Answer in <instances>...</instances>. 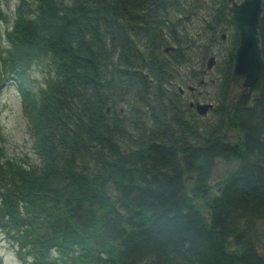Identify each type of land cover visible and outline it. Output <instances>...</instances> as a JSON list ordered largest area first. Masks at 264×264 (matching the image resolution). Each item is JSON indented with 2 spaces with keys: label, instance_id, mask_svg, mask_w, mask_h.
Wrapping results in <instances>:
<instances>
[{
  "label": "trees",
  "instance_id": "1",
  "mask_svg": "<svg viewBox=\"0 0 264 264\" xmlns=\"http://www.w3.org/2000/svg\"><path fill=\"white\" fill-rule=\"evenodd\" d=\"M204 1L18 0L0 60L39 161L0 144V230L23 264H264V96L229 108L237 41L215 123L196 125L176 87ZM258 32L264 57V3ZM46 56L35 94L24 80Z\"/></svg>",
  "mask_w": 264,
  "mask_h": 264
},
{
  "label": "rangeland",
  "instance_id": "2",
  "mask_svg": "<svg viewBox=\"0 0 264 264\" xmlns=\"http://www.w3.org/2000/svg\"><path fill=\"white\" fill-rule=\"evenodd\" d=\"M18 0H0V43L5 39V31L10 28L14 21V11ZM205 6L211 5L209 0H205ZM200 14L202 12L199 11ZM198 14V15H200ZM198 16H193L190 22L186 23L185 37L189 46L186 54L189 58L188 68L182 67L175 72L176 81L185 89V96L188 97V85L196 87V92L200 93L202 99L200 102H211L216 105V96L218 92V82L221 76L222 63L230 50L231 30H225V38L218 37L216 41L208 43L206 31H203L202 24ZM224 32V33H225ZM166 45L174 44L167 41ZM210 55H214L217 59L215 66L206 74V61ZM53 60L46 56L35 61L29 68L24 80L25 86L33 93L37 94L46 80L54 75ZM198 72L199 76L196 80L189 83L190 76ZM5 73L0 60V144L4 147L6 154L10 157L24 159L30 162H38L39 160L32 152V138L26 112L22 101V95L17 89L15 82L4 77ZM203 78V84H199V79ZM195 124L208 126L217 121V115L214 111H210L205 115L195 113ZM223 164L218 163L214 174V180H217L223 173ZM263 230L260 228L256 240L257 246L260 248L263 241ZM261 250V249H260ZM0 264H23V259L16 253V244L10 237L0 230Z\"/></svg>",
  "mask_w": 264,
  "mask_h": 264
},
{
  "label": "water",
  "instance_id": "3",
  "mask_svg": "<svg viewBox=\"0 0 264 264\" xmlns=\"http://www.w3.org/2000/svg\"><path fill=\"white\" fill-rule=\"evenodd\" d=\"M230 12L238 28V44L233 52V67L231 71L232 83L240 84V91L230 108H244L249 104L253 89L259 86L260 95H264V57L261 53L259 23L263 13L264 0H227ZM173 46L165 47V51L172 50ZM215 61L214 56L207 59L206 66L211 68ZM212 107L211 103H197L198 114H206ZM140 264H146L141 262Z\"/></svg>",
  "mask_w": 264,
  "mask_h": 264
},
{
  "label": "flooded vegetation",
  "instance_id": "4",
  "mask_svg": "<svg viewBox=\"0 0 264 264\" xmlns=\"http://www.w3.org/2000/svg\"><path fill=\"white\" fill-rule=\"evenodd\" d=\"M223 1H224L223 4H217V3H215V0H209V3H211V5H209V6L202 5L201 9L195 11L193 16H198L197 18H199L200 23L202 24V27L206 28L208 30L205 32V34L207 36V40L213 39L214 41H216V39L218 37L223 39L226 36L225 30H231V32H232L231 41H230V49H231V47H233V44L235 41H237V44H238V28H237V25H236L235 20L233 18V14H232V12H230V5L231 4L227 0H223ZM235 1L240 2L241 0H235ZM201 10H202V12L200 14L199 11H201ZM170 14H171L170 18L175 20L176 16H175L174 12H170ZM198 14H200V15H198ZM192 18L193 17H191V19ZM190 21L191 20H189V22ZM209 30H212V32H210ZM213 30H217V31L214 33ZM166 43L167 42H164V45H163L162 55L164 57H167L168 56L167 54L169 52V51H167V52L165 51V47L168 46V45H166ZM169 46H172V45H169ZM236 46L234 47V50H235ZM173 47L175 48V46H173ZM210 56H214V55H210ZM214 58H215V61H214L211 68H207V66H205L206 69L203 70L204 75H206L215 66L217 59L215 56H214ZM188 66H187V68H188ZM224 67L225 66L222 63V69H221L222 71H223ZM232 67H233V62H232ZM232 67H231V71H232ZM222 71L219 72L220 76L223 75ZM189 79H190L189 83H191V81H193V80H196V79H192V75L190 76ZM230 79H231V73H230ZM203 82H204L203 78L199 79V84H203ZM218 84H219V82H218ZM176 87L178 89V94H179L181 101L188 105V107L192 111V114H194V115H196L195 113L198 114L197 109H196L197 103H211V102H200L199 101V97L202 99V96L200 93L196 92L195 86H192V85L187 86V89L189 91L188 97L187 96L184 97L185 89L183 87H181L179 84H177V82H176ZM231 87L235 88L236 90L229 95L230 97H229L228 101H229L230 106H231L232 102L236 99V97H237V95L241 89L239 83H232V81H231ZM254 95H260L258 85H256L254 87L253 92H252V96L250 97V100ZM261 96H264V95H261ZM250 100H249V102H250ZM211 104H212V107L207 110L206 114L210 111H213L216 108V105H214L213 103H211ZM230 110H234V109L230 108ZM199 115H201V114H199ZM203 115H205V114H203Z\"/></svg>",
  "mask_w": 264,
  "mask_h": 264
}]
</instances>
